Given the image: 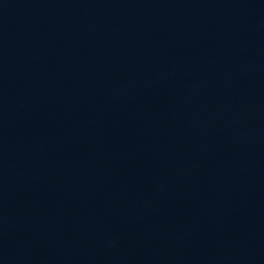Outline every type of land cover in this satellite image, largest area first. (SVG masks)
Masks as SVG:
<instances>
[{
    "label": "water",
    "instance_id": "water-1",
    "mask_svg": "<svg viewBox=\"0 0 264 264\" xmlns=\"http://www.w3.org/2000/svg\"><path fill=\"white\" fill-rule=\"evenodd\" d=\"M0 264H264V0H0Z\"/></svg>",
    "mask_w": 264,
    "mask_h": 264
}]
</instances>
